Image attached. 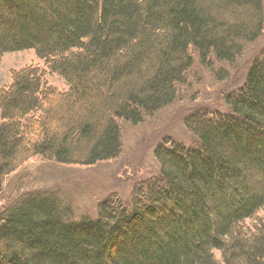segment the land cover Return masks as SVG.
I'll use <instances>...</instances> for the list:
<instances>
[{
    "label": "trees",
    "instance_id": "16d2710c",
    "mask_svg": "<svg viewBox=\"0 0 264 264\" xmlns=\"http://www.w3.org/2000/svg\"><path fill=\"white\" fill-rule=\"evenodd\" d=\"M263 34L264 0H0V56L43 62L0 89V193L36 156L117 158L120 123L174 102L194 56L232 63ZM224 102L185 117L195 147L155 146L159 177L129 204L109 196L75 221L46 196L3 199L0 264H264V52Z\"/></svg>",
    "mask_w": 264,
    "mask_h": 264
},
{
    "label": "rangeland",
    "instance_id": "374dc122",
    "mask_svg": "<svg viewBox=\"0 0 264 264\" xmlns=\"http://www.w3.org/2000/svg\"><path fill=\"white\" fill-rule=\"evenodd\" d=\"M264 52V34L248 44L232 63L213 62L202 66L197 57L171 104L157 110L138 124L120 123L122 153L115 159L82 166L60 164L34 157L6 176L0 193L3 199L15 196H46L60 213L70 220L95 218L97 204L106 197H118L129 204L134 188L159 177V167L153 151L162 141H174L185 147H195L197 138L184 125L185 117L196 110L228 111L224 98L245 81L251 61ZM33 49L6 52L0 56V89L11 82L14 70L33 64L43 66ZM221 70L222 77L217 75ZM48 83L62 87L63 80L46 74ZM8 200V201H9Z\"/></svg>",
    "mask_w": 264,
    "mask_h": 264
}]
</instances>
